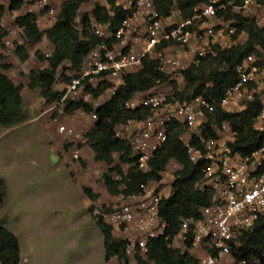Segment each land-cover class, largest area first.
Wrapping results in <instances>:
<instances>
[{"label": "built area", "instance_id": "obj_1", "mask_svg": "<svg viewBox=\"0 0 264 264\" xmlns=\"http://www.w3.org/2000/svg\"><path fill=\"white\" fill-rule=\"evenodd\" d=\"M172 1L169 16L164 17L154 0H128L126 9H131L132 13L116 32L111 31L110 24H99L91 18L94 34L101 42L85 58L82 72L66 84L64 100L89 103L92 95L86 91L87 86L97 88L104 82L111 84L109 90L114 95L124 84V74L130 69L141 68L145 58L158 63V70L167 76L168 83L178 82L179 78L185 80L182 72L188 67L180 51L192 56L194 65L200 59L216 56L217 50L240 46V34L244 32L238 33L235 16L264 9V0H245L242 6H235L234 2L227 0H208L200 5L202 8L195 9L192 18L181 19L175 28L169 29L165 21L176 15L182 17L179 3L184 0ZM42 3L45 8L49 6L47 0ZM230 9L234 17L227 19L225 14ZM138 20L143 21V29H138ZM195 22L199 24L196 29ZM107 41L113 43L112 48ZM164 43L171 45L163 46ZM257 50V54L248 56L237 67L239 82L220 102V108L231 114L243 113L256 101L260 104L261 114L254 120L253 128L263 137V143L252 155L244 157L234 151L232 145L238 135L228 122L213 128L218 134L217 139L204 140V125L215 105L203 97L181 101L173 96L170 102L169 96L161 93L141 100L134 98L127 107L149 109L151 115L143 121H128L122 125V134L117 133L119 138L130 142L138 169L148 172L149 162L154 152L167 141L171 125L178 122L187 128L181 141L191 162L204 164L202 188L212 189L214 196L212 204L202 210V218L182 220L174 243L186 247L190 240L194 248L203 250L205 255L200 264H262L259 257L236 260L242 248L243 234L264 218V49L258 47ZM59 131L76 139L79 146L89 144L86 134H79L66 126ZM153 138L157 139L156 143H151ZM193 138L202 142L203 149L192 144ZM73 160H81L79 147L73 153ZM170 164L158 183L166 184V174L170 178L175 176L177 169ZM165 198L163 190L146 184L141 186L140 193L122 195L124 203L119 208L106 213L97 210L96 215L122 233H134V238L125 240L129 255L138 251L146 253L150 240L165 236L167 223L160 216V206ZM190 233L192 239H189ZM0 264H3L1 260Z\"/></svg>", "mask_w": 264, "mask_h": 264}, {"label": "trees", "instance_id": "obj_2", "mask_svg": "<svg viewBox=\"0 0 264 264\" xmlns=\"http://www.w3.org/2000/svg\"><path fill=\"white\" fill-rule=\"evenodd\" d=\"M93 0H67L62 4L55 25L43 32L38 25L35 14L29 13L16 20L17 26L23 29L26 44L40 43L46 35L55 47L54 53L46 57L40 53L36 57L40 61H47L50 69L31 73L29 88L40 89L42 96L49 104L65 105V113L74 115L82 111L88 115L96 116L95 127L86 134L88 145L95 153V159L108 166V171L103 175V181L108 193L113 196H130L140 193L141 186L153 182H160L162 175L166 172L169 164L176 161L181 168L175 173L172 183V195L162 200L160 216L167 223L164 237L150 240L147 252L138 251L135 256L136 264H200L198 252L193 255L190 250L195 249L192 242L186 243L187 251L182 252L174 247V240L179 235L182 220L202 218V210L210 206L213 201L214 191L202 188L204 179V164H193L188 150L181 141V136L186 133L187 128L175 122L168 131L167 141L154 152L149 162L150 170L142 172L138 169L137 158L133 155L130 142L117 136V127L126 124L130 120L143 121L151 113L149 109H129L127 104L136 95L148 93L155 88L168 83L165 74L158 70V63L145 58L139 71L126 73L123 76L124 84L119 87L112 98L103 105L95 108L92 104L84 101L64 100L65 86L71 82L69 76L62 74L65 83L63 90L55 91V85L60 76L59 71L65 64L71 65L70 70L79 74L83 70L85 58L99 45L101 40L94 34L91 18L99 24H110L112 32H116L122 23L131 15L132 10H127L118 5L117 0H106L107 7L96 4L92 14L81 15L84 4ZM157 9L164 17H168L173 6L172 0H154ZM234 2L235 6H242L245 0H227ZM208 0H184L179 3L183 19L187 20L195 15V9L207 3ZM25 5L24 0H11L10 10L19 11ZM47 11V10H45ZM6 8L0 6V47L3 49L5 30L2 26ZM231 19V9L225 14ZM81 20V28L77 25V19ZM238 33L245 32L249 38L241 46L226 50H217L216 56L200 59L185 69L182 73L188 84V91L180 94L175 88L174 99L181 101H192L203 97L214 102L215 110L208 115V122L204 125L203 138L206 141L215 140L218 134L214 127H221L228 122L237 133V141L232 145L235 152L248 157L256 152L263 143V137L254 130V120L260 116L261 107L258 101L252 103L249 108L241 114L226 113L220 108V102L225 93L239 82L237 67L242 61L253 54H257V48L264 49V29L260 28L254 19L236 15ZM195 29L199 26L194 23ZM107 44L112 48L110 41ZM171 44L164 43L163 46ZM15 52L21 62L29 59V53L24 45L15 44ZM1 67L5 70L12 68L5 63V57L0 53ZM76 74V75H77ZM111 88L108 82L102 83L97 88L88 85L86 91L91 93L94 99L100 98ZM23 86H16L7 76L0 74V126L13 128L30 120L21 96ZM192 144L203 149L200 140L193 138ZM67 149L68 146L66 145ZM115 155H120V164L116 165ZM128 165L130 169L125 172L123 166ZM114 174L120 179L115 180ZM84 193L92 202L99 200V195L92 189L84 188ZM7 197V184L0 178V208L5 204ZM96 210L95 205L90 206L91 214ZM105 212L112 211L104 207ZM96 224L104 237L105 261L113 260L122 264H131L127 253L128 242L115 236V226L107 223L103 217L96 218ZM192 239V233L189 234ZM204 253L203 250H199ZM259 257L264 264V218L259 219L255 226L245 232L242 237V248L236 255L237 261L248 260ZM0 260L3 264H20L22 260L21 244L18 237L8 229L0 225Z\"/></svg>", "mask_w": 264, "mask_h": 264}, {"label": "rangeland", "instance_id": "obj_3", "mask_svg": "<svg viewBox=\"0 0 264 264\" xmlns=\"http://www.w3.org/2000/svg\"><path fill=\"white\" fill-rule=\"evenodd\" d=\"M117 1L123 7L128 6V0ZM102 2L106 6V0H102ZM199 8H202V6ZM86 11L82 9L81 15H84ZM181 19V15H176L172 22L165 21V25L169 29H173ZM77 25L81 28L80 19L77 20ZM184 64H186V61H184ZM187 67L189 68V66ZM59 74L57 84L63 82L62 74L73 79L77 73L64 67ZM178 83H166L152 93L139 95L138 99L141 100L152 94L163 93L167 94L169 96L168 99L172 102L174 96L172 93L175 91V88L177 90L178 88L181 89V93L178 91L180 94H185L188 91V84L185 80L180 85ZM106 100L107 95L101 97L100 100L91 97L89 103L102 104ZM47 105L50 104L46 101L44 107ZM58 114V109L52 111L50 119L54 120ZM23 126L20 127L19 131L12 133L9 132L13 128L10 129L5 126H0V177H12L13 181V184L9 186V194H7L6 202L0 208V225L18 237L22 249V260L20 264H121L117 260H113L110 263L105 262L104 244L101 241L100 232L97 233V230L99 231L100 229L98 226H94V222L96 223L97 210L103 213L105 212L103 211L104 207L115 210L124 202L119 199L115 203V198L109 196V202H113V205H110V207L101 205L100 208H96L94 214L90 212L91 205L89 207H83L82 199L86 195L82 185H79L78 179L83 176L89 177L92 170H87V166L82 160H74L78 164L79 171L74 170L71 173L62 172V163L55 153L45 155V161H42L47 162L46 169L57 180V186L53 189V193L54 191L56 193L55 195L63 196L70 194L65 192V189L69 188V186H58L59 183L67 182L69 178L73 187L70 197L76 204V208H69L65 198L57 199L59 201L53 208L39 209L26 204L28 199L36 196L38 191L35 185L36 181H32V175H30L32 174L30 173V166L37 156L41 157L43 144L36 139L39 124L29 125L24 128ZM10 146H13L14 149H10ZM47 156L48 158H46ZM117 158L119 160L120 155H117ZM125 168L128 171L130 166L125 165ZM34 171L39 173L41 169L34 168ZM113 176L118 180L120 179L117 174ZM166 177L168 179L170 178L168 174H166ZM65 184L68 185L67 183ZM76 186L80 187V191L75 189ZM114 234L122 240L135 237L133 232L122 233L116 230ZM178 244L183 246L181 243ZM136 253L130 254L133 264H136Z\"/></svg>", "mask_w": 264, "mask_h": 264}, {"label": "crops", "instance_id": "obj_4", "mask_svg": "<svg viewBox=\"0 0 264 264\" xmlns=\"http://www.w3.org/2000/svg\"><path fill=\"white\" fill-rule=\"evenodd\" d=\"M24 1H25V5L23 6V8L19 11L13 12L10 10L11 0H0V6H4L6 8V13L2 21V26L5 30L6 35L3 40L4 48L2 49L0 47V53L4 55L6 60L5 63L12 66L11 69L5 70L1 67L2 62L0 60V74L7 76L16 86H23V89L21 91V96L24 102L25 109L30 116V120L27 121L26 123H23V125L25 126L21 124L19 126H16L15 128L13 127V129L10 130L9 133L19 131L20 127L22 126L24 128L29 125L39 124V129L37 131L38 133L36 135V139H38L39 142L41 141L43 144L42 155L41 157L37 156L36 157L37 160L34 159L30 166L31 169L30 173H32L30 175H32V181H36L35 185L37 186L38 191L36 196L28 199L26 204L32 207H37L39 209H45L50 207L53 208L54 205L59 201L57 199L65 198L66 199L65 201L67 205H69V208L71 209L76 208V204L73 202L72 198L70 197V194H72L73 187L71 185L69 178L67 182L64 181L68 185H66L65 183H59L58 186L59 187L60 185L65 187L69 186V188L65 189V192L66 193L68 192L70 194H65L63 196L55 195L56 193L55 191L53 193V189L54 187L57 186L56 184L57 180L55 177L51 176L50 173L48 172V169H46L48 165L47 162H42V161H45L44 158L45 155H49L50 153H55L59 157V161L62 163V167H61L62 172L65 171V173H71L74 170L79 171L78 164L73 160V153L79 147L81 151V160L86 164L87 170L90 169L92 170L91 175L89 177L83 176L78 179L79 185H82L83 188L92 189L95 194H98L100 196L99 200L95 203L92 202L89 198H86L87 196L84 197L82 199L83 207H89L90 205H95L96 208H100L101 205H106L107 207H110V205H113V202H109L110 201L109 196L111 195H109V193L107 192V188L106 186H104L105 184L103 181V175L108 171V166L103 162L96 161L95 159L96 155L89 145L79 146L78 141L76 139L68 137L66 134L61 133L59 131V129L62 126H66L68 129H73L75 132L79 134H87L94 129L96 123V116L88 115L82 111H78L74 115H67L64 112L65 105L63 103L50 104L44 107L46 101L42 96L41 90L38 88L35 90H31L29 88L32 71L41 72L50 69L49 63L47 61L38 60L36 54L40 53L46 57H49L54 53L55 47L48 40L46 35L43 37V40L40 43L27 45L24 31L22 28L17 26L16 20L29 13L35 14L38 18L39 28L43 32H45L46 30L52 28L55 25L58 15L61 12L62 4L67 0H47L49 3V6L47 8L43 6L42 0H24ZM97 3L104 6L102 0H93L90 1L89 3L84 4L81 8V12L82 9H84V11L87 10L86 11L87 14L91 15ZM118 5H120L119 2ZM107 6L108 5L106 4L105 7ZM124 8L126 9L127 7ZM245 16L254 19L257 25L260 28L264 29V9L250 13H245ZM169 21L172 22L173 18L170 20L168 19L166 22ZM93 24L95 25V23ZM137 25H138V29L144 28V24L142 20H138ZM248 38L249 36L247 34L245 33L240 34L241 45L245 44L248 41ZM15 44H20V45L25 44L27 51L29 53V59L25 63L21 62L18 56L16 55ZM180 54H183V59L184 61H186L187 66H190L193 63H195V60L192 56L183 53L182 51H180ZM64 67L70 69L71 65L66 63ZM61 70L62 69H60V71ZM139 70L140 68L130 69L128 73H134ZM182 81L181 78H179L178 85H180ZM64 86L65 83L63 82H60L59 84L56 83L54 89L55 91L61 92ZM157 88H160V86ZM157 88H155L154 90H156ZM154 90L148 93H152ZM178 91L181 93L180 88H178ZM143 94L146 93H141L136 95L135 99L139 100L138 99L139 95H143ZM106 95H107V100L104 103H106L112 98L113 93L111 90H108L105 92V94H103V96ZM101 97L98 98V100H100ZM104 103L102 104L93 103L92 105L95 108H98ZM56 109H58L59 114L54 120H52L50 119L51 118L50 115L52 111ZM123 131L124 129L122 125L117 127L118 134L119 133L122 134ZM156 142L157 139L155 138L151 140V143H156ZM66 145L68 146L67 149L65 148ZM10 149H14V147L10 146ZM46 158H48V156ZM115 160H116V165L120 164L117 155H115ZM170 167L177 169V171L181 168L180 164L177 163L176 161H172ZM34 168L41 169V171L38 173L34 171ZM123 169L125 172H127L125 166H123ZM0 178H2L6 182L7 194H9V186L13 184L12 177L4 176ZM173 179L174 177L167 179L166 184L153 182L150 183V185L158 188L159 190H163V192L166 193L167 198H169L172 195ZM20 180L22 181V179ZM115 180L118 179L115 177ZM78 186H76L75 188L76 190H79L80 187ZM121 196L122 195L114 197L115 203L119 199L121 200ZM94 226L97 227V224L95 222H94ZM99 232H100L101 241L104 244L103 234L101 233L100 230L99 231L97 230V233ZM174 247L180 249L182 252L187 251V247L179 245L178 242L174 243ZM190 252L193 255H195V253L198 252V256L200 258L204 256V254L202 255V252L199 250L192 249L190 250ZM129 257L131 260V264H133L131 255H129Z\"/></svg>", "mask_w": 264, "mask_h": 264}, {"label": "clouds", "instance_id": "obj_5", "mask_svg": "<svg viewBox=\"0 0 264 264\" xmlns=\"http://www.w3.org/2000/svg\"><path fill=\"white\" fill-rule=\"evenodd\" d=\"M182 18H183V15H182ZM184 20V19H183ZM245 33V32H244ZM246 34V33H245ZM244 45V44H243ZM241 46V45H240Z\"/></svg>", "mask_w": 264, "mask_h": 264}]
</instances>
